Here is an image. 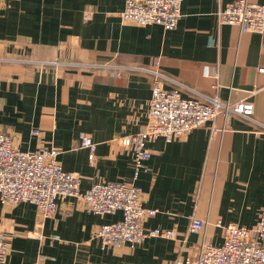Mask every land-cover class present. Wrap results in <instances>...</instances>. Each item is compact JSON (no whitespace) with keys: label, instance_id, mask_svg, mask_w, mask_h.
Wrapping results in <instances>:
<instances>
[{"label":"crops","instance_id":"0c3cea01","mask_svg":"<svg viewBox=\"0 0 264 264\" xmlns=\"http://www.w3.org/2000/svg\"><path fill=\"white\" fill-rule=\"evenodd\" d=\"M232 1L183 0L177 28L166 30L123 21L126 0H0V56L23 59L0 61V132L23 151L58 149L82 189L139 185L144 206L158 209L144 226L177 233L134 248L103 245L98 228L121 213L90 212L71 196L44 217L35 203L0 196L5 264H175L196 258L204 243L221 244L223 225L251 227L245 211L264 208V32L222 24L218 12ZM156 58L165 88L248 99L254 113H221L171 142L150 141L152 156L135 178L122 139L148 124L155 76L144 69ZM82 134L95 151L79 146ZM193 215L207 221L203 230L189 231Z\"/></svg>","mask_w":264,"mask_h":264},{"label":"built area","instance_id":"2783aa9c","mask_svg":"<svg viewBox=\"0 0 264 264\" xmlns=\"http://www.w3.org/2000/svg\"><path fill=\"white\" fill-rule=\"evenodd\" d=\"M182 3L183 0H126L122 19L141 26L156 24L166 30L175 29L182 16ZM218 17L222 24L235 25L243 33L264 32V4L234 0L218 12ZM113 66L109 67L124 68ZM144 70L155 76L148 124L140 132L122 139L123 145L133 151L135 178L152 156L148 148L150 141L163 137L171 142L213 121L221 113L230 115L234 112L246 117L254 113V104L248 99L225 103L219 97L205 100L184 96L179 88H165L162 81L169 77L162 73L159 58ZM260 71L264 72V67ZM257 90L264 92V86ZM79 146L95 151L97 143L82 134ZM59 154L56 148H42L36 152L20 150L8 133L0 132L1 200L35 203L44 217L54 214L60 202L71 196L81 200L90 212L101 215L121 213L120 219L103 224L97 231L103 245L134 248L151 237L176 238L173 229L144 226V220L155 215L158 209L144 206L139 185L108 181L82 189L80 177L64 169ZM206 225L205 219L193 215L189 231L203 230ZM219 225L222 226L221 221ZM222 227L221 244L204 243L196 258L189 257L175 264H264V208L254 227L236 223ZM8 247L0 232V264L6 262ZM38 264L45 262L41 260Z\"/></svg>","mask_w":264,"mask_h":264},{"label":"rangeland","instance_id":"374dc122","mask_svg":"<svg viewBox=\"0 0 264 264\" xmlns=\"http://www.w3.org/2000/svg\"><path fill=\"white\" fill-rule=\"evenodd\" d=\"M3 60V59H5V60H3L1 63H12V62H23V59H20V58H17V57H7V56H0V60ZM24 61H29V60H24ZM257 213V219H258V217H259V210H257L256 211ZM245 213H246V217H245V219H244V221L246 222V223H248V224H251L250 226L251 227H254L255 225H256V223H257V219H255L254 221H253V219H254V216L256 215L255 214V210H248V211H245ZM249 218H251V219H249ZM101 227V226H100ZM100 227L98 228V230L100 229ZM97 230V231H98ZM98 236V235H97ZM99 237V236H98ZM100 238V237H99ZM101 239V238H100ZM128 246V245H127ZM130 247V246H129Z\"/></svg>","mask_w":264,"mask_h":264}]
</instances>
